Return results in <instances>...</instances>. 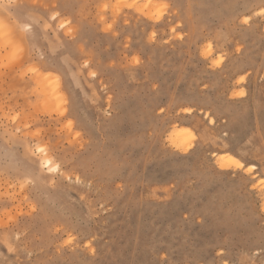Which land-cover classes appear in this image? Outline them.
Wrapping results in <instances>:
<instances>
[{
  "label": "rangeland",
  "instance_id": "1",
  "mask_svg": "<svg viewBox=\"0 0 264 264\" xmlns=\"http://www.w3.org/2000/svg\"><path fill=\"white\" fill-rule=\"evenodd\" d=\"M146 2L0 0V264H264V0Z\"/></svg>",
  "mask_w": 264,
  "mask_h": 264
},
{
  "label": "snow or ice",
  "instance_id": "2",
  "mask_svg": "<svg viewBox=\"0 0 264 264\" xmlns=\"http://www.w3.org/2000/svg\"><path fill=\"white\" fill-rule=\"evenodd\" d=\"M122 6H126L131 8L133 5L128 4V5H123L122 4V0H116V4L112 5L109 3H105L103 5V8L105 10L109 9V8H115L116 11H119V8ZM151 6V0H148V2L145 3L144 8L147 9ZM161 7H166V5H162ZM260 15H264V10L261 11ZM56 17L54 16L53 19H55ZM101 19H103V16L101 17ZM157 19H159V16H157ZM245 23H247V21H245ZM61 27L63 28L64 25L62 24ZM108 27L110 28L111 25H108ZM9 49H12L13 51L6 57L7 61L9 64L13 63L18 56L22 53L23 49L20 47V45L16 44L10 37L9 32L5 29V26L0 24V50H3L5 52H7ZM4 63L3 60L0 59V67H4ZM85 67H87V65H85ZM93 75H95L93 73ZM49 169H51V166L49 165ZM10 252L13 251V249L11 247H9L8 249Z\"/></svg>",
  "mask_w": 264,
  "mask_h": 264
},
{
  "label": "bare ground",
  "instance_id": "3",
  "mask_svg": "<svg viewBox=\"0 0 264 264\" xmlns=\"http://www.w3.org/2000/svg\"><path fill=\"white\" fill-rule=\"evenodd\" d=\"M212 120L210 119V122ZM174 137L172 135L171 138V143L174 147H176L177 149H188L189 148V143H188V136H187V132H185L184 129L181 128H177L176 133H173ZM215 161L217 163L220 164L221 167H225L227 166L226 164H237L236 162L238 161L233 155H230L228 153H220V154H216L215 155ZM45 164L48 163V160L44 159ZM225 169V168H224ZM259 182V181H258ZM259 185H263L262 183H260ZM258 185V186H259ZM264 207V206H263ZM264 209V208H263Z\"/></svg>",
  "mask_w": 264,
  "mask_h": 264
}]
</instances>
